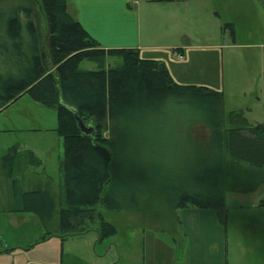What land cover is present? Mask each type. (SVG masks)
<instances>
[{
  "label": "rangeland",
  "instance_id": "374dc122",
  "mask_svg": "<svg viewBox=\"0 0 264 264\" xmlns=\"http://www.w3.org/2000/svg\"><path fill=\"white\" fill-rule=\"evenodd\" d=\"M189 1L191 7L204 6L203 16L193 14L185 22L193 42L204 40V49L195 50L184 65L174 61V67L180 68L177 75L173 73L177 80L170 74L182 84L206 85L222 91L225 112L242 109L249 122L264 124V8L261 1ZM14 7L21 8V22L32 19L41 34L45 33V17L38 0H0L3 28ZM137 8L135 4L130 5L127 21L141 14V9ZM233 40L254 45V48L229 46ZM212 44L218 46H208ZM120 47L126 46L112 48ZM8 56L5 51L0 52V74L14 67ZM109 62L115 65L120 60L110 59ZM79 67L91 70L95 63L83 60ZM104 123L103 135L116 154L114 176L117 180L112 186L105 185L101 196L110 188L119 190L116 203L120 206L111 208L98 202L94 208L117 232L102 241H96L94 230L62 240L57 211L47 227L36 214L19 211L21 194L25 191L44 188L55 201L60 197V163L64 153L62 137L56 132L57 111L33 100L28 93L0 110V264L187 263L193 243L181 223L186 208L173 207L172 202L179 189L193 186L194 177L205 165L219 159L221 152L211 144L209 128L197 111L173 99L155 123L123 120ZM14 146L17 156L9 174L10 169L1 164V159ZM25 150L33 151L41 163L31 164ZM262 172L261 168L242 162L241 169L227 182L225 196L229 211L226 224L222 226L227 249L230 247L229 258H232L234 239L248 240L252 235L257 238L250 229L251 237L239 231V214L243 211L237 206L239 200L251 204L264 200ZM217 246L215 241L210 245L211 251H217Z\"/></svg>",
  "mask_w": 264,
  "mask_h": 264
},
{
  "label": "trees",
  "instance_id": "16d2710c",
  "mask_svg": "<svg viewBox=\"0 0 264 264\" xmlns=\"http://www.w3.org/2000/svg\"><path fill=\"white\" fill-rule=\"evenodd\" d=\"M38 1L45 17V33L41 34L32 19L21 22L19 7L11 9L4 28L0 22V52L5 51L14 65L0 74V110L24 93L56 109V132L62 137L64 153L62 186L58 201L44 188L23 192L19 211L36 214L45 227L57 211L62 240L92 230L96 241L115 235L116 227L94 208L98 202L111 208L120 206L116 203L119 190L110 188L101 196L104 186L117 180L116 154L103 135L104 122L155 123L173 99L198 112L210 130L211 144L221 153L194 177L190 189L174 194L172 206L215 210L225 226L228 180L241 169L242 162L264 168V124L249 122L242 109L225 112L222 91L177 82L163 62L142 57L138 48L102 47L69 13L67 0ZM260 1L264 8V0ZM110 59L120 63L112 65ZM83 60L94 62L95 68L80 69ZM78 119L94 129L83 133ZM25 154L31 164L41 163L33 151L25 150ZM16 156L14 146L1 159L9 173Z\"/></svg>",
  "mask_w": 264,
  "mask_h": 264
},
{
  "label": "crops",
  "instance_id": "0c3cea01",
  "mask_svg": "<svg viewBox=\"0 0 264 264\" xmlns=\"http://www.w3.org/2000/svg\"><path fill=\"white\" fill-rule=\"evenodd\" d=\"M132 4L141 9V14L135 20L127 21ZM67 8L102 47L138 48L142 57L163 62L172 75L174 72L177 75L180 71V68L174 67V61L183 62L184 65L189 56L193 57L195 50L204 49V40L200 38L193 42L185 26L191 15H204V6L199 4L191 7L189 0H67ZM257 14L263 18L259 10ZM258 33L261 35V30ZM208 46L215 48L218 45ZM229 46L254 48V45L240 44L235 40ZM174 51L182 53L183 58L176 59ZM176 75L173 76L177 80ZM262 171L264 168H261ZM185 208L181 223L193 243L186 264H264L263 199L261 203L252 204L239 200L237 209L243 211L239 214V231L250 236V229L256 233L257 238L252 235L248 240L242 237L234 239L231 245L232 258H229L230 247L227 249L228 242L224 241L225 230L216 211L197 207ZM214 240L218 246L217 251L212 252L210 245L214 244Z\"/></svg>",
  "mask_w": 264,
  "mask_h": 264
},
{
  "label": "water",
  "instance_id": "95a60500",
  "mask_svg": "<svg viewBox=\"0 0 264 264\" xmlns=\"http://www.w3.org/2000/svg\"><path fill=\"white\" fill-rule=\"evenodd\" d=\"M77 122H78V126L80 127L82 132L85 134H89L94 129L92 126H87L83 124L80 119H78Z\"/></svg>",
  "mask_w": 264,
  "mask_h": 264
},
{
  "label": "built area",
  "instance_id": "2783aa9c",
  "mask_svg": "<svg viewBox=\"0 0 264 264\" xmlns=\"http://www.w3.org/2000/svg\"><path fill=\"white\" fill-rule=\"evenodd\" d=\"M173 55L175 56L176 59L181 60L183 58L182 53H180L179 51H174Z\"/></svg>",
  "mask_w": 264,
  "mask_h": 264
}]
</instances>
